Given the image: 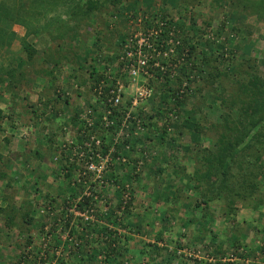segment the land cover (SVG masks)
Returning <instances> with one entry per match:
<instances>
[{
  "label": "rangeland",
  "instance_id": "obj_1",
  "mask_svg": "<svg viewBox=\"0 0 264 264\" xmlns=\"http://www.w3.org/2000/svg\"><path fill=\"white\" fill-rule=\"evenodd\" d=\"M185 1L188 6L183 9L182 0H136V2L125 0L124 3L128 4V7L123 9L122 4L119 11L114 14L112 12L113 15L111 16L107 15L109 9L106 11L104 19L106 25H104V23H101L103 16L99 12L89 13L85 19L79 14H75L79 10V8H76V4L81 5L80 0H19L18 6H21L19 3H22L23 8L26 9L21 11L19 15L15 11L22 8L11 4L13 0H0V12L1 5H5L7 17L10 20L2 19L0 27L15 35L10 41V45L0 50V58L4 59L5 63L8 56L12 55L14 57L15 53L21 50V43H23L24 38L37 50L35 55L38 62H40L42 56L45 58L51 55L56 48L59 49V54L67 55V60L64 58L59 61L58 72L54 81L45 83V81L38 78L18 92L19 96L26 95L25 101L27 104L36 105L37 107L44 106L40 102L49 98L47 104H51L54 109H52L51 114L43 113L48 119L44 118V122L56 121L62 124V127H67V118L72 117L73 110L78 103L81 100L87 102L88 90L85 88L88 85L85 88H79L83 84L80 79H84L91 84V79L95 78L98 73L103 74L107 69H115L117 66L115 56L120 52L117 44L122 38L143 29V22L141 21L143 10L157 12L159 8H169V11L172 9L171 11L174 10L173 18H180V23L187 30L190 29L189 26H200L201 21L206 16H210L211 24L204 29L206 31L202 36L213 39L218 43L225 41L224 39L228 40V44H224V46L227 48L226 53L234 54L233 59H231L234 63L240 60L239 54L246 50V55L256 58L257 72L264 77V10L261 14L258 11L251 12L255 5L251 7V4L258 2V0H242V5H244L240 11L242 13L229 8L228 0H222L216 8L209 6L208 0ZM219 6L220 8H218ZM73 10L74 12H72ZM38 12H40V16L44 15L45 17L36 15ZM72 14H75L77 18L73 19ZM228 14L234 15L233 22L239 24V32L234 31L233 33L229 30L227 25ZM20 21L24 22V25ZM76 21H78V26H74ZM223 22L226 24L220 27ZM246 25L248 28L243 29V26ZM27 27L28 31L42 28L44 32H32L33 35L28 34L25 37ZM67 27L68 29L71 27V29L68 30ZM73 35H75L74 38L71 37ZM242 44L243 46L240 47ZM205 47L207 46L205 45ZM71 52H74L75 56L73 61L69 62ZM94 52L107 58L90 61L88 55ZM42 64L44 66L47 62L45 61ZM54 82L58 91L54 88ZM151 82L152 93L147 104L150 108L149 114L152 113L151 107L154 109V106L163 99V93L154 91V86L162 84V81L154 80V86ZM80 91L85 93V97L80 94ZM210 95H206V101L198 105L199 114H197L198 116L204 114L209 119L215 120L218 116L217 109L214 106L207 107L206 105ZM2 99L7 101V95L2 96ZM6 104L7 102L0 103L5 114L9 110ZM18 107L20 105L16 106L17 114L13 116V121L7 122L4 119L2 123L0 152L10 158V166L3 169L10 177H14L12 183H21V185L20 187L19 185H12L10 188H4L3 182H0V195L5 193L7 196L5 201L0 197V206L5 205V202H9L14 212V220L22 223L20 213L25 208L27 209L29 205L30 211L28 214L33 217V221L27 226V232L23 231L24 225L22 224V230L19 226H13L5 235L2 233L4 236L0 238V264H30L31 260L39 264L38 258H44L45 261L47 259L48 263L44 264H100L99 259L101 260L103 253L102 251L97 252V242L95 244H85L84 239L80 237H95L100 233L99 226L95 224H109V221H105L103 215L101 216L105 212L101 211L102 208L113 211V215L116 214L119 218L127 216L128 213L124 212L125 208L123 213L120 209L123 207L124 202H130L129 207L133 215V221L135 220V224H139L140 227L138 230L132 231V239L127 245L131 250L124 253L119 264L151 263L146 257L152 255L153 246H148L149 252H146L145 255L141 254L139 250V246L146 247L145 242L155 243L158 247H163L162 253L165 257L166 255L169 256L171 252L175 253L172 264H264V205H260L255 209L237 205L236 212L229 219L216 214L215 207H213L214 217L205 225L203 238L198 241H193L189 237L188 232L190 231L187 229L186 234L188 236L179 235L182 232H177V230L181 228L174 229L166 219L167 216L163 220L152 218L153 214L160 212L167 205L162 202V198H159L160 194L166 192L167 189L171 190L175 185L183 183L181 189L185 194L191 195L194 193L188 186L187 176L183 175V179L166 185L165 181L168 174L161 177L162 174L156 173L158 168L166 166L171 149L164 145L155 146L154 137L152 138L153 142L149 141L153 145L147 147L145 145V137L147 136L145 130H142L137 136L135 133L130 135L134 140L139 138V141L133 143L134 150L130 151L128 149V155L131 159L119 164L115 160V167L111 166L110 170L104 173L109 185L105 188L92 189L96 197L94 199L90 198L81 210L86 208L89 202H95L90 207L93 209L92 214H94L95 219L99 218L100 220L97 219L99 222L89 221L86 225L85 222L79 219L80 217L69 212L73 199H76L84 190V187L79 185L80 182H72L76 173L74 169L76 166L73 163L67 164L64 158H59L64 166H69L73 171L71 176L66 178L63 177V172L59 169L60 165L57 160L53 158L40 161L28 158V161L24 162L18 154L20 151L28 154V150L34 148L38 143L41 144L40 151L44 150L43 148H46L45 143L48 141L45 140L46 137L43 136V133H47L45 127L52 124H44V127L34 126L29 122L27 125L21 124L22 119H24L21 116L23 109L21 110ZM40 109L37 112H40ZM9 125H12L13 129ZM69 131L70 135L73 132L75 134L74 127L70 128ZM12 134H14V137ZM4 138H7L10 142L5 144L2 141ZM71 138L72 140L75 139L74 136ZM182 140L184 142L188 141V136H182ZM60 143V141L52 143L55 149L54 156L58 152ZM126 144L131 145V143ZM203 144L206 145V142L204 141ZM176 151L177 153L180 152L178 149ZM137 152H141L143 159L142 157L137 158ZM136 161L141 163L135 165ZM183 164L188 167L190 165L187 159L183 160ZM152 179L156 181L153 182ZM121 188L124 189L120 192ZM261 193L264 194V182L261 184ZM98 198H102L103 201H97ZM66 201L70 202L69 206H66ZM119 201L121 203L118 207ZM149 204L153 205L151 210L145 208ZM212 206L214 205L212 204ZM190 212L191 210L185 207H179L177 217L182 214L187 216ZM193 214L196 215V210ZM111 226L120 235L127 233L119 224H111ZM195 227L197 228V224ZM4 229V225L0 220V230ZM158 230H162L163 233L157 239L155 234ZM46 231H49L47 233L52 237L55 236L56 239L51 242L50 238L52 237L45 236L44 232ZM27 236L30 240L28 245L24 243ZM71 237H76V240L79 238V247H77L82 251H79L78 254L68 253L72 244ZM177 238L181 242L182 248L175 250L174 240ZM15 242L19 244V247L15 246ZM117 246L121 251L122 244L119 243ZM21 255L25 257L21 258ZM81 255L83 258H80ZM105 264L112 263L107 262Z\"/></svg>",
  "mask_w": 264,
  "mask_h": 264
},
{
  "label": "trees",
  "instance_id": "obj_2",
  "mask_svg": "<svg viewBox=\"0 0 264 264\" xmlns=\"http://www.w3.org/2000/svg\"><path fill=\"white\" fill-rule=\"evenodd\" d=\"M18 1L13 0L11 4L18 6ZM124 1L80 0L81 5L76 4V8H79V10L75 14H79V16L85 19L89 13L94 11L99 12L103 16L101 23L106 25V22H104L106 11L109 9L107 15L111 16L119 11L122 4L123 9L128 7V4L124 3ZM221 1L208 0L207 3L209 6L211 5L213 8H216ZM132 2H136V0H132ZM19 4L21 6L18 7L22 9L15 11L17 15L21 11L26 10L23 8L22 3ZM253 5L254 7L251 12L258 11L260 14L263 12L264 0H258V2L251 4V7ZM187 6L188 3L182 0V8L185 9ZM228 6L239 13L244 5H242V0H228ZM2 10H5V5H1L0 21L2 19L9 20L6 10ZM131 10L133 11V8ZM171 10L169 11V8H159L157 12H146V10L142 12L141 17L143 18H141V21L143 22V27L155 24L156 21L163 23L165 30L163 28L160 34L162 36L160 41L162 40L161 44L163 48H166L163 35H165L167 29L173 32L175 39L171 44L173 51L167 59V66L172 70L173 75L170 77L168 75L169 70H167L163 74L162 84L154 86V83L151 82L155 87L154 91L163 93V99L154 106V109L151 107L152 113L144 115L145 118L142 120L141 125L147 132V136L145 137V145L147 147L153 145L149 141H152L154 137L155 146L164 145L171 149H169L170 152L166 166L158 168L156 173L162 174L161 177L164 174H168L165 181L166 185L167 183L173 184L175 181L183 179V175L187 176L188 186L194 194H185L181 189L183 183L175 185L171 190L167 189L166 192H163L159 196V198L163 199L162 202H165L167 205L160 212L151 216L153 219L158 220H163L167 216L166 219H168L174 229L181 228L177 230V232H182L179 235L184 234V236H188L189 234V237L193 241H198L203 238V232L206 229L205 225L214 217L213 207H215L216 214L229 219L236 212L237 205H243L249 209H255L260 205H264V194L261 193V184L264 182V77L260 76L257 72L256 58L246 55V50L242 52L243 54H239L240 60L234 63L231 60L234 54L226 53L227 48L224 46V44H228V40L224 39L225 41L218 43L213 39L202 36L206 31L204 29L211 24L210 16H206L201 21L200 26H189L190 29L188 28L189 30H187L180 23V18H173L172 14L174 10ZM75 14H72L73 19L77 18ZM36 15L45 17L44 15L40 16V12ZM227 16L229 18H227L229 30L233 33L234 31L239 32V24L233 22L234 15L228 14ZM20 22L24 25V22ZM225 24L223 22L220 27H223ZM74 26H78V21L74 23ZM243 27V29L248 28L247 25ZM70 29L71 27L68 30ZM41 31L44 32L42 28L27 30L24 36L27 37L28 34L33 35L32 32L37 33ZM14 36L12 32H6V30L0 27V50L9 46ZM71 37L74 38L75 35ZM123 40L124 38L118 42V47L121 46ZM242 46L243 44L240 45V47ZM36 52L35 47L24 38L23 43H21V50L15 53L14 57L12 55L8 56L5 59V63L4 59L0 58V103L7 102L6 107H9V110L7 109L8 112L5 114L3 107L0 106V131L4 119H7V122L13 121V116L17 114V105H20L19 109H23L21 116L24 119H22L21 124L27 125L29 122L34 126H38L41 123L38 117L41 118V114L45 112L49 98L41 102L44 106L40 109V112H37L39 111V107L27 104L25 101L26 95L19 96L18 92L23 90L25 86H29L33 81L35 82L38 78L45 81V83L52 82L57 75L59 61L64 58L67 60L68 58L67 55L59 54V49L56 48L51 55L45 58L42 56L40 62H38L35 55ZM71 54L69 62L73 61L75 56L74 52H71ZM91 54L88 55V58L91 59L90 61L107 58L95 52L92 56ZM42 61H46L47 64L43 66ZM101 76L98 75V77ZM208 94L211 95L206 102L207 107L214 106L218 111V116H216L215 120L209 119L204 114L198 116V105L206 101V95ZM6 95L8 100L3 101L2 96ZM116 121H118L117 117L115 118L114 125L108 128L109 131H112L116 127ZM49 122L54 124V126L50 124V126L45 127L47 133L44 132L43 136L48 141L45 143L46 148L44 147V150L40 151L41 144L38 143L39 145L36 144L34 148L28 150V154L20 151L18 154L24 162L28 161V158H34L37 161L46 158L50 160L54 159L53 152L55 149L52 143L57 141L55 137L59 132L58 130H60V124L57 122L53 123L51 120ZM9 126L13 129L12 125ZM40 127H44L43 124ZM55 133L56 135H54ZM130 135L129 133L126 139L115 146V155L123 151L122 155L126 157L127 161L131 157L128 155V149H124L123 145L131 143L129 150L132 151L134 150L133 143L139 141V138L134 140ZM186 135L188 136V141L184 142L182 136ZM12 136L14 137V134ZM100 138L101 145L99 151L104 154L107 152L111 140L103 134ZM76 139L80 144L88 142L86 136H77ZM2 141L5 144L10 142L7 138H4ZM204 141L206 145L203 144ZM21 144L23 143L21 142ZM90 144L94 148L93 143L90 142ZM176 149L180 152L177 153ZM113 156L114 154L112 155L111 163L115 167ZM138 157H142L141 152H137ZM185 159L189 161V167L183 164V160ZM54 160H57V163L60 165L59 169L63 172V177L67 178L71 176L73 171H71L69 166H64L59 158ZM8 166H10V158L2 155L0 152V182H3L4 188H10L12 185H19L20 187L21 183H12L14 177H10L5 169H3ZM152 181L156 180L152 179ZM188 186L186 185V187ZM123 189L121 188L120 192ZM0 197L3 201L7 200L5 193L1 194ZM81 198L82 200L76 202L75 205V208L79 210L88 202L90 196H82ZM120 203L121 201H119L118 207ZM69 205L70 202L66 201V206ZM129 205L130 202H124L121 212L123 213L125 208L124 212L128 213V215L119 220H117L116 214L113 215V211L109 209L101 214L104 220L109 221L110 224H119L123 230L127 231L126 234L122 233L120 235L115 230H108L106 226L97 224L100 231V233L97 232V236H92L91 238L87 236L80 237L84 239L85 244H95L97 242V252L102 251L103 253V264L107 262L119 264L124 253L131 250L127 247L128 242L132 239L131 233L132 231H136V229L138 230L140 226L139 224H135V220L133 221ZM179 207L191 210L190 214L187 216L182 214L177 217ZM145 208L151 210L153 205L149 204ZM195 210L196 215L193 214ZM29 211L28 205L27 209L25 208L20 213V220L22 221L20 223L14 220V212L9 202L1 205L0 220L5 229L0 230V238L13 226H19L22 230L23 224V231L27 232V226L33 221V217L28 214ZM196 224L197 228L195 227ZM186 229L190 231L188 234H186ZM47 232L49 231L44 232L45 236L52 237ZM162 233V230L157 231L155 234L157 235V239L160 238ZM53 237L50 238L51 242L56 239L55 236ZM174 241L175 250L182 248V244L178 238ZM24 243L26 245L30 243L29 236L25 238ZM119 243L122 244L121 251L117 246ZM77 245L79 247V243ZM15 246L19 247V244L16 243ZM145 246L147 248L139 246L140 253L144 255L147 254L146 252H149L148 246H153L152 255H147L146 257L148 261L152 263L157 259L160 264L163 262L165 264H172L175 253L171 252L169 256L166 255L165 257L162 253L163 247H158L155 243L149 242H145ZM78 247H74L69 253L73 255L80 253L79 251L82 250L78 249ZM23 257L25 256L21 255V258ZM80 258H83V256L81 255ZM39 261L43 263L45 259L43 258ZM32 263L34 264L33 260H31L30 264Z\"/></svg>",
  "mask_w": 264,
  "mask_h": 264
},
{
  "label": "built area",
  "instance_id": "obj_3",
  "mask_svg": "<svg viewBox=\"0 0 264 264\" xmlns=\"http://www.w3.org/2000/svg\"><path fill=\"white\" fill-rule=\"evenodd\" d=\"M163 28V23L156 21L155 24L143 27L142 30L124 38L119 47V54L114 55L117 65L115 69L105 70L90 87L87 102L84 100L79 102L75 115L79 123L77 135L86 136L88 142L80 144L77 139L72 140L69 125L62 127L61 124V130L55 137L61 143L54 159L64 158L67 164L73 163L76 166L74 167L76 173L72 182H80L79 185L84 187L81 194L73 199L69 210L72 215L80 217L82 222H99L100 219H95L92 214L93 209L90 206L95 202H89L83 210H76V202L81 201L82 196H90L94 199L96 195L93 188H105L109 185L104 173L113 166L112 155L114 154L113 161L116 160L118 164L127 161L122 152L115 155L116 144L126 139L129 133H135L137 136L144 130L141 124L144 115L149 114L150 111L147 105L152 93L150 82L154 80L163 82V74L167 70L170 77L173 75L172 70L167 66V59L173 51L171 44L175 36L167 29L163 35L166 48H163L162 40L160 41ZM116 117L118 118L116 127L109 131L108 128L114 125ZM102 134L111 140L104 154L99 151ZM90 142L93 143L94 148ZM123 148L129 149V145L124 144ZM138 163L141 162L136 161L135 165ZM97 201L103 200L98 198ZM106 210V208L101 209V211ZM40 259L43 258H38Z\"/></svg>",
  "mask_w": 264,
  "mask_h": 264
},
{
  "label": "clouds",
  "instance_id": "obj_4",
  "mask_svg": "<svg viewBox=\"0 0 264 264\" xmlns=\"http://www.w3.org/2000/svg\"><path fill=\"white\" fill-rule=\"evenodd\" d=\"M125 38V37H124ZM98 75H102L101 73H98L97 75H96V77L95 78H92L91 80H92V82H91V84H89L87 81H85L84 79H80V81H82L81 83H83L82 85H80L81 87H79V88H85V86H87V88H85L86 90H88V94L90 93V87L92 86V84H93V82L94 81H96L99 77H98ZM97 78V79H96ZM55 79V78H54ZM54 81V80H53ZM86 82V83H85ZM53 85H54V88L56 89V91H58V88L56 87V84H55V82L53 83ZM78 90H80V89H78ZM80 94H82V95H84L85 96V93L83 92V91H80ZM41 103V102H40ZM79 104V103H78ZM77 105V104H76ZM75 105V106H76ZM78 105L76 106V108L73 110V115H72V117H68L67 118V126L69 125V127L70 128H75V134H73L72 135V137L74 136V138L76 139L77 138V136H80L79 134L77 135V130L79 129L78 128V122L76 121V117H75V115H76V112H77V110H78ZM39 108H43V106H39ZM3 111H4V109H3ZM47 114H51V112H52V105L51 104H47V106H46V111H45ZM42 115V117L40 118V117H38V119H40V124H50V122L48 121L47 123H45L44 122V118L46 119V116L45 115H43V114H41ZM148 115V114H147ZM5 120H7V119H5ZM46 120H48V119H46ZM53 122H56V121H53ZM71 122V123H70ZM60 130H61V124H60ZM59 130V131H60ZM59 133V132H58ZM57 136V135H56ZM102 136V135H101ZM57 141H60V140H58V138L56 139ZM56 142V141H55ZM123 152V151H122ZM95 224V223H94ZM96 226H98L97 224H95ZM105 226H106V228L108 229V230H111V229H113V230H115L116 231V229L114 228V227H112L111 226V224L109 223V224H105ZM74 230H76V229H74ZM71 240H72V244H71V246L69 247V251H70V249L72 250L74 247H76V246H78L77 244L79 243V238H77V240H76V237H71ZM69 253V252H68ZM103 255H102V258H101V260L99 259V263L100 264H103ZM47 262V259H46V261L45 262H43V263H41L40 261H39V264H44V263H46ZM34 263H37V262H34ZM48 263V262H47Z\"/></svg>",
  "mask_w": 264,
  "mask_h": 264
},
{
  "label": "crops",
  "instance_id": "obj_5",
  "mask_svg": "<svg viewBox=\"0 0 264 264\" xmlns=\"http://www.w3.org/2000/svg\"><path fill=\"white\" fill-rule=\"evenodd\" d=\"M54 123V122H53ZM40 124V123H39ZM41 125V124H40ZM53 126H54V124H52ZM107 221V220H106ZM99 225H104V223L103 224H100L99 223ZM105 226V225H104ZM148 264H160L159 263V261L156 259V260H154L152 263H148Z\"/></svg>",
  "mask_w": 264,
  "mask_h": 264
}]
</instances>
